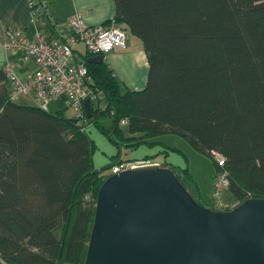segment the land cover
I'll use <instances>...</instances> for the list:
<instances>
[{"label": "trees", "instance_id": "trees-1", "mask_svg": "<svg viewBox=\"0 0 264 264\" xmlns=\"http://www.w3.org/2000/svg\"><path fill=\"white\" fill-rule=\"evenodd\" d=\"M114 4L115 17L103 25L115 21L142 41L146 86L122 87L108 56L77 49L96 96L85 131L64 111L12 101L0 70V264H85L98 196L118 162L158 163L188 190V169L182 178L166 161L167 151L125 159L119 153L105 172L96 170L88 135L94 125L129 151L153 148L161 144L156 139L174 134L211 157L209 200L196 182L188 190L205 209H215L214 183L223 175L222 199L230 209L264 199V0Z\"/></svg>", "mask_w": 264, "mask_h": 264}, {"label": "water", "instance_id": "water-1", "mask_svg": "<svg viewBox=\"0 0 264 264\" xmlns=\"http://www.w3.org/2000/svg\"><path fill=\"white\" fill-rule=\"evenodd\" d=\"M84 106L89 118L90 101ZM85 264H264V199L214 211L198 205L171 170L110 175Z\"/></svg>", "mask_w": 264, "mask_h": 264}, {"label": "built area", "instance_id": "built-area-1", "mask_svg": "<svg viewBox=\"0 0 264 264\" xmlns=\"http://www.w3.org/2000/svg\"><path fill=\"white\" fill-rule=\"evenodd\" d=\"M32 11V21L48 15V9L38 0H29ZM54 30L64 35V40H49L42 32H37L32 39L25 36L24 30L17 26L6 29L4 48L8 52L17 53L20 61L32 63L35 70L27 78H21L16 72V64L7 62L3 71L10 84V99L19 102L23 98L31 104L49 111V106L61 97L67 99L66 108L74 112L78 127L87 129L88 117L85 102L96 99L92 88V80L88 69L75 51L84 46V51L95 56H108L116 49H125L128 33L122 25L112 21L106 25H89L80 12L70 17L62 24H55ZM121 124L126 126L128 119ZM72 137V136H70ZM220 160V165H223ZM157 166L158 163L146 164L138 162H118L112 168L111 175H119L129 170ZM228 186L225 175L214 183L212 199L215 211H230L229 205L223 199V193Z\"/></svg>", "mask_w": 264, "mask_h": 264}, {"label": "rangeland", "instance_id": "rangeland-1", "mask_svg": "<svg viewBox=\"0 0 264 264\" xmlns=\"http://www.w3.org/2000/svg\"><path fill=\"white\" fill-rule=\"evenodd\" d=\"M80 48L84 50L83 45ZM118 52H122L124 56L117 60L112 59L111 57ZM112 53L110 64L112 69H114V66L116 67L115 75L118 81L121 82L122 87H127L134 91L143 90L146 86L149 68L142 41L128 34L126 49H117ZM66 102L67 99L61 97L57 102L49 106V112L64 111L66 117L73 119L75 114L72 110L66 109ZM19 103L32 105L31 101L27 98L21 99ZM104 125L108 128V131L111 130L110 121L105 122ZM95 127L97 128L95 125L89 128L88 135L95 143L93 164L96 170L105 172L106 168L111 166L114 160L116 161L119 153L121 157L140 158L148 154H160L167 151L166 161L175 165L177 173L183 176L182 178L186 179L184 170L188 169L191 177L186 179L188 190L194 192L196 182L201 188L202 196L208 198L212 177L215 173L214 161L211 157L197 152L185 138L174 134H166L156 139L161 144L153 148L144 145L137 150L129 151L128 149L125 150L122 146L118 147L111 141L109 136L105 134L107 131H103L105 132L103 133L99 128L96 129ZM159 158V161L165 160V156L162 154Z\"/></svg>", "mask_w": 264, "mask_h": 264}, {"label": "crops", "instance_id": "crops-1", "mask_svg": "<svg viewBox=\"0 0 264 264\" xmlns=\"http://www.w3.org/2000/svg\"><path fill=\"white\" fill-rule=\"evenodd\" d=\"M38 1L47 7L49 16L32 21V11L29 0H0V70L3 69L7 62L15 63L16 72L21 78H27L28 75L35 70V66L32 63H24L20 61L19 55L17 53L8 52L5 50L4 45L6 39V29L9 26H17L22 28L24 30L25 36L29 39H32L37 32H42L49 40H64L63 34L53 30L52 27L50 28V24L52 22H65L70 17L80 12L84 15V19L87 24L101 25L115 17L116 14L114 0ZM123 56L124 54H122V52H118L112 57L110 54L108 57L109 62H111L110 57L114 60H117ZM114 71H116L115 66ZM121 159H125V157H121ZM211 190L212 181L207 200H209Z\"/></svg>", "mask_w": 264, "mask_h": 264}]
</instances>
